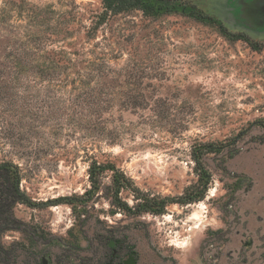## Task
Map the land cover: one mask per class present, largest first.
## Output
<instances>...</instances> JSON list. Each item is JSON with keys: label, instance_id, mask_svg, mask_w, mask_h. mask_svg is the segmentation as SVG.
I'll use <instances>...</instances> for the list:
<instances>
[{"label": "rangeland", "instance_id": "rangeland-1", "mask_svg": "<svg viewBox=\"0 0 264 264\" xmlns=\"http://www.w3.org/2000/svg\"><path fill=\"white\" fill-rule=\"evenodd\" d=\"M179 1L239 37L101 0H0V162L30 200L0 264H105L115 240L140 264H264V0Z\"/></svg>", "mask_w": 264, "mask_h": 264}, {"label": "trees", "instance_id": "trees-1", "mask_svg": "<svg viewBox=\"0 0 264 264\" xmlns=\"http://www.w3.org/2000/svg\"><path fill=\"white\" fill-rule=\"evenodd\" d=\"M103 3L104 11L106 12L105 15H115L120 14L125 11L129 10H141L145 15L148 16H161L164 14H171V13H180L183 15L190 16L198 21H201L203 23H209V24H217L221 32L227 36V37H239L238 35L232 34L224 25L223 23L210 16L205 14L202 10H200L196 5L181 2L179 0H101ZM3 11L0 9V37L1 32H5L6 27L3 25V21L1 19V16ZM14 63L17 64L19 67H22L23 65H33L34 67L37 66L39 68V64L36 60L29 63L27 61H22L18 55L13 56ZM75 61V60H74ZM29 63V64H28ZM99 100V99H98ZM102 102H105L104 100ZM98 103L101 105L102 103L98 101ZM206 149H210L208 146H205ZM195 162L197 164V168L203 169V163L200 158V156H194ZM93 167H90V178L92 182V187L90 190H87V193L95 192L96 189H98L97 186V176L99 172H96L97 162H93ZM104 166H100L98 168H103ZM111 170H115V166H109ZM201 177L206 179V183L209 181V175L206 174L204 171L200 174ZM20 170L17 166L10 162H0V236L3 232L6 230L11 229H17V227L14 225L16 224L17 220L14 215V207L17 203H30V200L26 193L21 190L20 188ZM114 196H115V202L118 204L119 207H122V203L119 200V193L122 188H124L125 182H122V179L120 178V174L118 172H115L114 179ZM140 198V197H138ZM203 196L198 195L191 198H186L185 203H189L195 200L202 199ZM177 200L174 198H163L159 201H153L149 200V198H145V204L143 205V211H151L156 214H160L164 212L165 206L167 203H175ZM139 205V204H137ZM1 244V243H0Z\"/></svg>", "mask_w": 264, "mask_h": 264}, {"label": "flooded vegetation", "instance_id": "flooded-vegetation-1", "mask_svg": "<svg viewBox=\"0 0 264 264\" xmlns=\"http://www.w3.org/2000/svg\"><path fill=\"white\" fill-rule=\"evenodd\" d=\"M122 247L119 240L111 241V253L105 264H140L138 252L134 248L123 252Z\"/></svg>", "mask_w": 264, "mask_h": 264}, {"label": "bare ground", "instance_id": "bare-ground-1", "mask_svg": "<svg viewBox=\"0 0 264 264\" xmlns=\"http://www.w3.org/2000/svg\"><path fill=\"white\" fill-rule=\"evenodd\" d=\"M192 218L199 220L201 217H200L199 213H196V212H195V213L192 215ZM196 227H198V226H196ZM192 230H193V229H190V232H191V233H192Z\"/></svg>", "mask_w": 264, "mask_h": 264}]
</instances>
